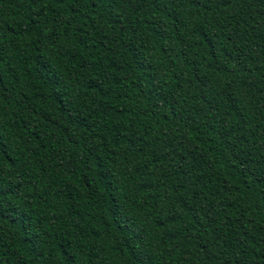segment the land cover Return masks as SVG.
<instances>
[{
    "label": "trees",
    "instance_id": "1",
    "mask_svg": "<svg viewBox=\"0 0 264 264\" xmlns=\"http://www.w3.org/2000/svg\"><path fill=\"white\" fill-rule=\"evenodd\" d=\"M0 264H264V0H0Z\"/></svg>",
    "mask_w": 264,
    "mask_h": 264
}]
</instances>
